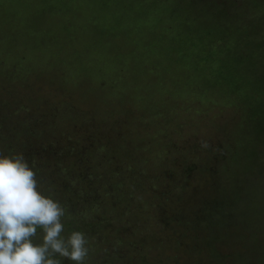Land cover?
<instances>
[{
  "label": "rangeland",
  "instance_id": "1",
  "mask_svg": "<svg viewBox=\"0 0 264 264\" xmlns=\"http://www.w3.org/2000/svg\"><path fill=\"white\" fill-rule=\"evenodd\" d=\"M227 2L0 0L1 113L13 126L25 120L39 130L54 118L68 133L95 129L97 136L114 137L124 152L128 143L136 164L156 176L146 196L161 190V181L180 184L188 196L197 181L216 199L207 186L211 179L193 172L188 181L178 158L198 159L200 166L219 162L229 146L225 141L243 120L242 103L252 101L257 110L264 93V46L248 44L241 20L256 2ZM255 14L264 19L258 10L251 19ZM229 17L231 28L225 24ZM40 116L46 117L42 124ZM248 172L234 215L238 231L224 234L220 228L216 234H224L218 245L230 254L227 264L236 263L239 252L241 262L264 264V178ZM125 187L133 192L127 208L135 212L114 222L136 246L121 252L122 258L143 251L147 264H195L205 242L192 230L182 244L186 228L178 225L176 233L164 218L171 210L157 212L162 193L155 210L144 205L140 189ZM209 263L212 255L203 262Z\"/></svg>",
  "mask_w": 264,
  "mask_h": 264
},
{
  "label": "trees",
  "instance_id": "2",
  "mask_svg": "<svg viewBox=\"0 0 264 264\" xmlns=\"http://www.w3.org/2000/svg\"><path fill=\"white\" fill-rule=\"evenodd\" d=\"M193 1L190 0V4ZM226 1L229 5H237L241 0ZM254 2L256 3L252 7L249 6L246 9V14L250 16L246 15L241 20L245 27L244 33L248 34L245 36L249 41L248 44H258L263 47L264 19L260 18L258 14H255L256 17L253 19L251 17H253L252 13L254 11L256 13L257 10L261 14L264 13V0H254ZM229 19L231 21L225 24L230 25L231 28L234 18L229 17ZM236 26L238 27V25ZM220 40L224 39L216 40L213 47ZM218 48L223 51L226 49L224 44ZM262 62L264 63V60ZM260 95L264 100V93ZM262 100L257 104L259 105L257 110L252 109L254 104L252 101L246 102L247 105L242 103L244 106L243 120L235 127V132L228 136L229 142L225 141L229 146L225 153L222 154L221 151L219 162L210 159L205 163L204 160V166H200L198 159H192V161L191 158L188 159L189 157L178 158V166L186 171L188 181L193 172L205 174L207 180L211 179L210 182L208 180L207 186L214 193L216 199H213L212 193H207V189L202 188L197 181H191L193 191L188 196L185 187L180 184H170L171 182L166 184L164 181H161V183L163 182L161 190L158 189L154 193L152 192L153 195L146 196L144 192L149 194L153 191L150 181L156 176L150 175L145 167L136 164V159L133 156L134 151L128 147V143L126 146L123 145L127 147L124 152L122 144L119 145L116 140H111L115 139L114 137L106 138L103 133H100L101 136H97L99 134L95 133V129H90L87 133L83 130L81 134L76 133L77 129H74L68 133L63 127L58 126L59 123L54 124V118L53 121L50 119V124H45L39 130L31 127L30 124H25V120H21L18 127L11 125V121L7 120L0 109V154H23L29 166L36 173L40 190L59 201L64 207L63 223L65 228L63 235L65 237L74 230L85 233L89 249L85 264L150 263L142 255L143 251L141 253L139 251L128 259L121 256L122 253H126L127 249L130 250L136 246V239H132L130 235L128 237L129 233L124 232L125 227L116 226L114 222L116 217L123 219L122 216L126 211L131 214L135 212V209L127 208L130 205L127 196L132 195L133 192H125L126 183L131 188L140 189L144 205L151 206L155 210L154 201L158 200L156 197L162 193L163 200H160L157 205V212L170 209V214L164 212V218L169 221L170 225L173 224L174 231L178 232V225L187 229H184V233L181 234L183 245L187 243L184 236L188 237L192 230L196 238L205 242V244L199 245L198 248H201L195 252V264H203L211 255L212 263L209 264H227L228 260L230 261V254L224 252L218 245V239H221L227 232L238 231L234 215L239 211L240 195L242 192L244 193L242 186L245 181L242 175L248 171V173H252L257 170L264 178V101ZM43 118L46 117H38L39 123L43 122ZM117 119L119 118L117 117L114 122L118 123ZM76 124L79 125V123ZM113 128L117 129L116 126ZM239 128L241 129L239 130ZM78 134L80 135L78 136ZM198 148L200 146L194 148L193 154ZM200 156L202 157V155ZM119 161L122 163L119 164ZM187 162H191L189 167ZM129 169L131 171L127 172L126 170ZM225 172H228V175ZM177 189L178 195H176ZM124 195L127 203L124 201ZM227 198L234 203H229ZM176 218L179 222L178 220L177 223L170 222ZM220 228L224 230L222 236L216 235ZM236 229L237 231H235ZM40 239L41 237L38 235L36 242H40ZM118 245L122 247L119 249ZM149 248L154 247L151 244ZM204 249L206 251L209 249L208 255H205ZM203 257L206 260H203ZM61 259L62 264H73L71 261ZM237 259L236 263H232L253 264L249 258L241 262L240 252L237 253Z\"/></svg>",
  "mask_w": 264,
  "mask_h": 264
},
{
  "label": "clouds",
  "instance_id": "3",
  "mask_svg": "<svg viewBox=\"0 0 264 264\" xmlns=\"http://www.w3.org/2000/svg\"><path fill=\"white\" fill-rule=\"evenodd\" d=\"M64 216L23 154H0V264H85L88 239L75 230L65 237Z\"/></svg>",
  "mask_w": 264,
  "mask_h": 264
}]
</instances>
